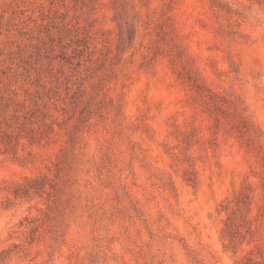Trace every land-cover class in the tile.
Listing matches in <instances>:
<instances>
[{
  "label": "rangeland",
  "instance_id": "1",
  "mask_svg": "<svg viewBox=\"0 0 264 264\" xmlns=\"http://www.w3.org/2000/svg\"><path fill=\"white\" fill-rule=\"evenodd\" d=\"M0 264H264V0H0Z\"/></svg>",
  "mask_w": 264,
  "mask_h": 264
}]
</instances>
